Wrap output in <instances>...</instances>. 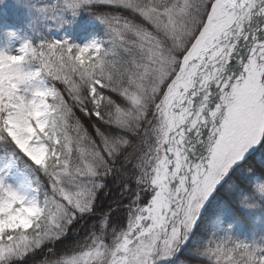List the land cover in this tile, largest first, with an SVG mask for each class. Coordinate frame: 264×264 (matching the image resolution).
Listing matches in <instances>:
<instances>
[{
  "label": "snow or ice",
  "instance_id": "snow-or-ice-1",
  "mask_svg": "<svg viewBox=\"0 0 264 264\" xmlns=\"http://www.w3.org/2000/svg\"><path fill=\"white\" fill-rule=\"evenodd\" d=\"M35 11L57 28L87 12L108 39L37 33L0 50V264L81 231L78 252L43 264L172 257L226 178L264 152V0H56ZM20 163L31 178L13 185ZM199 255L264 264V246L230 236Z\"/></svg>",
  "mask_w": 264,
  "mask_h": 264
},
{
  "label": "trees",
  "instance_id": "trees-1",
  "mask_svg": "<svg viewBox=\"0 0 264 264\" xmlns=\"http://www.w3.org/2000/svg\"><path fill=\"white\" fill-rule=\"evenodd\" d=\"M102 12H116V9L110 6H100L98 9ZM19 12L23 11L19 8ZM18 11L6 8L4 13L0 14L5 24L14 27L17 30L25 31L27 36L28 30L23 26H27ZM127 18L130 15L123 10L118 13ZM76 26V35L95 34L101 40L108 39L106 27L97 19L87 12H80L74 18ZM1 21V22H2ZM28 27V26H27ZM36 38L33 39L35 42ZM77 113L79 114L78 110ZM2 154V152H0ZM255 166V175H264V152H257L244 161L240 167L224 181L223 186L214 194V197L205 205L200 218L205 221L202 225H197L191 234L186 244L179 250L177 256L171 264H214V261L199 255L206 246L215 247L230 234L235 241H245L252 237L253 233H264V200H260L261 207L248 211L240 207L238 200L241 196L250 192L251 177H246L243 170L246 167ZM17 168L26 173L29 177V171L23 163H20ZM31 178V177H30ZM238 181V188L230 195H225V185L232 180ZM117 194L113 192L102 203L107 206ZM223 211L222 220L216 224L211 223L213 217L218 211ZM118 223H124L123 217ZM85 233L79 232L78 235L69 233L67 239L57 242L55 245H45L42 249L37 250L35 255H29L24 260L14 261V264H43L44 261H54L64 255H72L79 251V248L84 246ZM52 248L53 251H49Z\"/></svg>",
  "mask_w": 264,
  "mask_h": 264
},
{
  "label": "rangeland",
  "instance_id": "rangeland-1",
  "mask_svg": "<svg viewBox=\"0 0 264 264\" xmlns=\"http://www.w3.org/2000/svg\"><path fill=\"white\" fill-rule=\"evenodd\" d=\"M56 0H24L22 4L15 3L14 0H0V14L4 13L6 8H11L12 10L18 11L20 8L23 13L18 11V14L21 15L22 19L24 18L23 22L28 26H23L25 30H28L30 37L27 36V34L22 32L21 30H17L14 27L5 24L3 19L0 18V50H10L12 54H15V50L20 46L22 40L24 38H31L35 39L37 38V33L40 34V36L46 37L48 39H64L67 38L71 42L84 46L87 43H90L93 40H101L97 35L95 34H79L76 35V26H75V19L70 15H65V20L67 23L63 24L59 28H57L54 24H52L50 21H41L38 18V13L35 11L37 7H42L45 5H51L55 4ZM2 21V22H1ZM51 29V30H49ZM13 32L16 34L15 37L9 38L7 36V33ZM262 37H264V33L260 34ZM243 42L241 43V48H243ZM236 67V65L234 66ZM30 178L27 174L22 173L18 170L17 167L11 169L8 174V182L16 185L19 183H22L25 178ZM220 221V220H219ZM218 221V222H219ZM205 221H203L200 217L197 221V224L194 226V229L197 225L204 224ZM193 229V231H194ZM192 231V233H193ZM191 233V234H192ZM190 234V236H191ZM189 236V238H190ZM231 237L229 234L228 237ZM232 238V237H231ZM189 240V239H188ZM233 242L235 240L232 239ZM238 242V241H237ZM244 242L248 244H257L264 246V233L256 234L253 233L252 237L249 239H246L245 241H239ZM186 244V243H185ZM184 244V245H185ZM182 245L180 249L184 246ZM179 252V251H178ZM177 253H175L172 257L161 259L157 262V264H171L173 259L177 256Z\"/></svg>",
  "mask_w": 264,
  "mask_h": 264
},
{
  "label": "clouds",
  "instance_id": "clouds-1",
  "mask_svg": "<svg viewBox=\"0 0 264 264\" xmlns=\"http://www.w3.org/2000/svg\"><path fill=\"white\" fill-rule=\"evenodd\" d=\"M15 3L22 4L24 0H14ZM255 166L246 167L243 174L246 177H251L250 192L241 196L238 200L240 207L248 211H254L261 207L260 200H264V175H255ZM227 179V178H226ZM238 188V181L232 180L225 185V195H230ZM223 211H218L217 215L213 217L211 223L216 224L217 221L222 220Z\"/></svg>",
  "mask_w": 264,
  "mask_h": 264
}]
</instances>
